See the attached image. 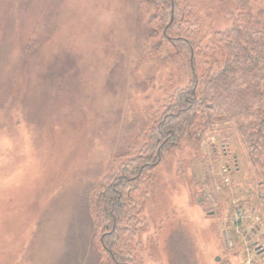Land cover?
Instances as JSON below:
<instances>
[{"label": "rangeland", "instance_id": "1", "mask_svg": "<svg viewBox=\"0 0 264 264\" xmlns=\"http://www.w3.org/2000/svg\"><path fill=\"white\" fill-rule=\"evenodd\" d=\"M153 5L0 0V264H264L261 185L234 123L148 159L190 79ZM144 165L124 189L122 236L106 239L115 263L103 191Z\"/></svg>", "mask_w": 264, "mask_h": 264}, {"label": "trees", "instance_id": "2", "mask_svg": "<svg viewBox=\"0 0 264 264\" xmlns=\"http://www.w3.org/2000/svg\"><path fill=\"white\" fill-rule=\"evenodd\" d=\"M163 1L152 0V4L166 6L164 35L170 42H178L180 51H188L190 79L178 91L176 102L159 115L152 144L146 150L148 159L156 160L155 166L162 150L191 137L195 130L234 123L246 141L251 164L256 166L254 176L261 185L256 199L264 211V6H254L252 0H201L202 5L195 0ZM213 5L221 12L217 22L209 15ZM223 18L230 24H219ZM145 169L146 165L142 166L132 178L129 169L120 170L103 191L102 216L112 227L101 243L115 263L119 253L106 239L122 236L119 210L124 189L131 181L138 182L134 187L139 186Z\"/></svg>", "mask_w": 264, "mask_h": 264}, {"label": "flooded vegetation", "instance_id": "3", "mask_svg": "<svg viewBox=\"0 0 264 264\" xmlns=\"http://www.w3.org/2000/svg\"><path fill=\"white\" fill-rule=\"evenodd\" d=\"M104 240V236L102 237V241Z\"/></svg>", "mask_w": 264, "mask_h": 264}]
</instances>
